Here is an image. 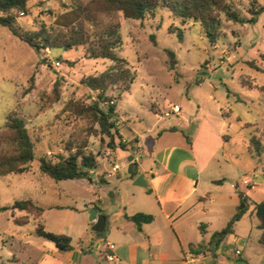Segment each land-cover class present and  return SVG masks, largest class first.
<instances>
[{"label": "rangeland", "instance_id": "374dc122", "mask_svg": "<svg viewBox=\"0 0 264 264\" xmlns=\"http://www.w3.org/2000/svg\"><path fill=\"white\" fill-rule=\"evenodd\" d=\"M89 1L35 0L29 3L28 14L13 12L12 16L22 33L33 32L42 26H54L75 5H86ZM228 1L247 19L252 16L251 8L264 7V0ZM2 16L5 15L0 12ZM115 21L121 25L117 53L129 63L136 77L132 89L116 100V128L124 133L123 141L130 139L128 127L141 136L147 148L158 142L159 134L171 126H177L187 138L196 136L197 127L222 131V136L229 138L220 158L223 169L215 161L209 170L215 176L227 178L220 195L231 194L236 200L232 185L246 188V179L254 177L258 187L245 191L249 198L264 201V94L259 90L264 87V13L253 25L235 24L224 18L222 36L216 43H210L200 27L183 26L169 9H159L155 16L139 21L125 20L122 15ZM180 31H183V40H180ZM48 50L37 53L0 26V136L9 135L7 119L15 114L25 121L38 158L54 159L59 153L68 155L69 150H82L97 157L99 175L93 170L92 182L89 179L57 182L44 176L35 161L28 173L0 177V209L25 200L45 209L43 218L38 219L33 212L28 216L32 218L30 223L24 226L15 222L23 213L0 212V264H39L51 251L48 247L51 243L36 234L40 224L56 234L73 228L75 220L77 231L84 229L85 221L91 222V210L100 205L99 198L113 211L120 205V195L130 196L132 188L113 170L119 164L122 173L129 164L128 156L119 152L116 157L117 150L109 147V138L102 135L94 118L82 109L98 98V92L86 88L82 80L101 75L114 63L88 59L85 47ZM169 52L175 54V59ZM118 94V90L108 92L109 97L116 99ZM171 106L181 107L189 121L197 118L194 125L183 127L176 116L166 118L164 113ZM223 120L225 126L221 128ZM178 138L165 135L159 147ZM254 141L260 144L261 153L257 152ZM156 162L151 148L142 155V163L147 168ZM103 176L108 184L103 185ZM115 193L118 194L116 203L112 197ZM65 204L76 208L69 211L58 208ZM89 206L92 209L86 213ZM75 209L88 215L74 219ZM220 227L215 221L207 241L213 236L212 230L220 231ZM92 233L91 227L86 235ZM75 247L79 249L76 234ZM262 247L259 243L253 245V248ZM104 253V249H93L74 262L105 264ZM14 258L18 262L12 261Z\"/></svg>", "mask_w": 264, "mask_h": 264}, {"label": "crops", "instance_id": "0c3cea01", "mask_svg": "<svg viewBox=\"0 0 264 264\" xmlns=\"http://www.w3.org/2000/svg\"><path fill=\"white\" fill-rule=\"evenodd\" d=\"M177 118L179 125L183 127L193 126L197 119L189 121L183 115V110L181 116ZM224 126L225 121L223 120L221 128ZM128 131L131 134V136L128 135L130 137L128 140H138L135 144V151L126 153L117 150L115 155L117 157L121 152L128 157L134 156L135 170L137 169L139 174L134 179H130L131 176H127L129 164L125 165L122 173H120L122 166L119 165L120 169L114 172L118 178L132 187L129 190L130 196L122 193L120 205L113 211L109 210L100 198L98 199L100 205L93 207L102 211H99V214L108 217L105 236L100 238L94 232L90 236L86 235L94 224L89 221H85L84 229L77 231L75 220L73 228L70 227L59 233L66 234L72 239L73 251L63 252L49 241L51 256H45L39 264H76L75 259L80 260L83 256L86 257L93 249H104L105 257L108 241L115 244L114 254L120 259L119 264H238L239 258L247 264H259L264 261V248H253L256 243L264 246L260 243L262 231L258 229L259 220L258 223L255 220L257 217L254 206H251L247 214L235 225L233 234L225 239L216 254L209 251L210 241L207 240L215 221L221 224L220 231L227 227L240 205L238 194L243 193L249 197L245 189L255 190L258 187L254 183V177L251 180L247 178L246 188L244 186L240 188L238 184L232 185L236 200L231 194L220 195V189L225 186L227 178L220 175L215 176L209 173V170L215 161L218 162L220 169H223V162L220 158L224 156L227 139L222 136V131L216 132L213 129L205 131L204 128L197 127L196 136L192 135L187 138L183 133L181 134L177 126H171L161 132L157 139L158 142L154 141L152 147L148 148L143 145L139 134L129 127ZM121 135L124 133L121 132ZM165 135L180 138L159 147ZM150 148L157 162L149 169L142 163V155L146 154ZM163 154L164 156L161 157ZM95 174L99 175L97 170ZM141 174H145L147 182L145 188L134 185V181ZM103 177L101 179L102 183L105 182L103 185L108 184L106 177ZM221 180H225L224 183H217ZM117 196V193L113 195L115 203ZM58 208L68 210L76 207L65 204ZM91 209L92 207L89 206L86 213H89ZM20 213H23L21 217L28 216L26 212ZM73 213L76 214L74 219H78L80 215H88L78 210ZM138 213L153 215L155 221L144 225L142 230H139L127 219V216H134ZM44 214L45 209L41 218ZM201 225H204V233L201 231ZM216 230L213 229L212 234L219 232ZM75 234L79 249L75 247ZM190 246H194V250L191 251ZM238 250L241 255L236 258L235 252ZM67 259L69 263L66 262ZM12 261L18 262V259L14 258ZM105 264H109L106 259Z\"/></svg>", "mask_w": 264, "mask_h": 264}, {"label": "trees", "instance_id": "16d2710c", "mask_svg": "<svg viewBox=\"0 0 264 264\" xmlns=\"http://www.w3.org/2000/svg\"><path fill=\"white\" fill-rule=\"evenodd\" d=\"M32 1L35 0H0V12L5 15L0 17V26L6 27L16 38L37 53L48 49L70 51L85 47L88 59H105L114 63L101 75L82 80V85L98 92L97 101L82 109L84 114L94 118L100 126L102 135L109 138V147L126 153L135 151L138 140L123 141L120 130L116 128L118 121L116 100H119L124 92L132 89L136 77L129 63L117 53V48L121 44V25L115 19L122 15L125 20L139 21L147 16H155L159 9H169L180 19L183 26L191 24L200 27L210 43H216L222 36L224 18L235 24L253 25L264 13V7L257 10L251 8V18H244L228 0H90L86 5H75L72 11L61 16L50 28L42 26L36 31L22 33L16 26L12 13L28 14L29 3ZM104 20H108L106 24ZM179 37L183 40V31H180ZM169 54L172 59H175L173 52ZM250 65L255 66L253 62H250ZM114 90L119 92L118 99L108 96V92ZM259 90L264 94V87ZM6 129L9 135L0 136V177L28 173L35 161H38L39 169L44 176L57 182L90 179V172L99 168L97 157L82 150L77 152L69 150L68 155L59 153L54 159L46 156L38 158L25 121L15 114L8 117ZM254 143L257 142L254 141ZM257 146V152L261 153L260 144L257 143ZM138 174L136 169L133 176L129 178L134 179ZM224 181L217 183L222 184ZM238 196L240 205L237 213L227 227L213 234L208 243L209 251L214 255L225 239L233 234L235 225L247 214L251 206H254L259 220L258 229L262 231L260 243L264 245V202H255L243 193H239ZM8 210L26 212L28 216L34 212L38 219L44 212L43 207L31 200L17 201L11 207L1 208L0 212ZM99 211L102 212L100 209ZM28 216L17 219L16 223L20 226L29 224ZM127 219L139 230H142L144 225L155 221L153 215L144 213L127 216ZM203 227L204 225H201V231L204 233ZM106 230L107 227L103 233L95 234L103 238ZM36 234L54 243L63 252L73 251L72 239L66 234L48 232L42 224L38 226ZM190 250H194V246H190ZM237 263L247 264L240 258Z\"/></svg>", "mask_w": 264, "mask_h": 264}, {"label": "water", "instance_id": "95a60500", "mask_svg": "<svg viewBox=\"0 0 264 264\" xmlns=\"http://www.w3.org/2000/svg\"><path fill=\"white\" fill-rule=\"evenodd\" d=\"M129 163V169L127 176H133L135 171V158L134 156H129L127 159ZM91 181V179H90ZM134 185L137 187L145 188L147 187V182L145 180V174H141L136 180L134 181ZM113 197V194H112ZM90 221L93 222L92 231L94 233L101 234L105 231L106 224H107V217L103 214H99V211L95 208L92 209L90 212Z\"/></svg>", "mask_w": 264, "mask_h": 264}, {"label": "built area", "instance_id": "2783aa9c", "mask_svg": "<svg viewBox=\"0 0 264 264\" xmlns=\"http://www.w3.org/2000/svg\"><path fill=\"white\" fill-rule=\"evenodd\" d=\"M57 65H60V63L57 62ZM181 114H182L181 107L171 106L168 111H165L164 116L166 118H171L172 116H176V117L181 116ZM124 142H126V140H124ZM113 169L114 171L117 172L120 169L119 164L115 165ZM115 248L116 247L113 242H110V241L106 242L107 253L105 255V259H106V262L109 264H119L120 263V259L114 254ZM240 255H241V252L239 250L235 252L236 258H239Z\"/></svg>", "mask_w": 264, "mask_h": 264}]
</instances>
